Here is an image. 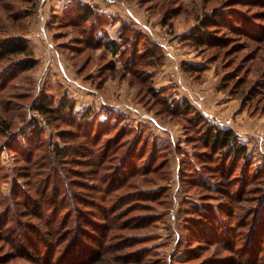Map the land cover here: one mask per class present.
Instances as JSON below:
<instances>
[{
    "label": "rangeland",
    "instance_id": "rangeland-1",
    "mask_svg": "<svg viewBox=\"0 0 264 264\" xmlns=\"http://www.w3.org/2000/svg\"><path fill=\"white\" fill-rule=\"evenodd\" d=\"M70 1L51 0L47 7L48 0H2L8 12H0L7 13L8 18L5 23L1 22L0 13V35L22 32L37 64L7 82L6 91L14 96H6V91L0 94L3 100L0 120L10 124L15 133L27 129L32 118L41 122L32 103L43 90L49 92L54 102L67 93L79 111L88 107L109 108L113 117L109 118L108 111L101 114L109 119V124L96 128L106 131L99 144L112 135L126 141L135 134L139 143L147 141L143 150L145 158L137 159L143 170L135 184L142 191L161 192V196L150 203L153 211L149 214L154 217L151 224L134 231L145 240L139 246L149 251L144 260L203 264L214 251L218 252L213 258L227 256V251L217 249V245L204 249L202 241L191 239L186 222L196 213L187 207L212 204L215 208H224L231 200L216 187L222 186L220 182L209 189L202 185V179L210 183L218 180L211 175L209 167L200 170L198 177L192 172L195 152L201 149L197 130L192 119L165 106L178 108L181 98H187L208 120L232 128L246 144L249 160L243 161L241 170H246V179L258 173L262 183L245 185L242 199L229 205L228 213L235 221L240 218L248 221L245 227L236 229L241 232V245L245 244L248 238L243 232L251 231L260 210L256 205L260 198H255L252 192L258 184L264 190V38L246 36L242 29L230 26H238L244 16L247 25L264 29V0H80L95 4L99 12L111 14L114 22L107 25L111 37L116 38L123 25L129 26L127 34L136 40L130 56L144 50L148 44H160L151 65L138 66L132 71L122 70L121 55L112 57L102 48L70 47V44H79L74 37L76 29L59 22L65 19L62 10ZM214 8L225 16L232 14L228 22L215 29L217 34L228 38V44L225 47L194 44L187 39V34L198 18ZM11 9L23 14L20 27L15 22L12 24ZM121 50L125 55L126 49ZM183 61L196 68L184 70ZM4 62L0 61V67ZM150 87L156 90V96L150 92ZM65 128L61 120L43 124L40 132L43 140L35 149L36 156L44 154L48 144L53 146L59 141V131ZM5 135L0 129V213L8 208L15 182L24 180L20 176L23 171L19 169L24 161L18 159L15 151L4 147ZM151 140L155 142L153 148L149 145ZM148 153L152 157L146 162ZM240 162L238 160L234 174L240 173ZM154 165L158 166L155 171L151 168ZM234 182L230 183L235 186L232 190L239 192L238 182ZM246 190L251 192L246 193ZM21 209L18 205V212ZM214 215L222 216L219 212ZM7 228V224L0 223V264H37L30 254L17 252L13 244L5 240L3 234L8 232Z\"/></svg>",
    "mask_w": 264,
    "mask_h": 264
},
{
    "label": "trees",
    "instance_id": "trees-1",
    "mask_svg": "<svg viewBox=\"0 0 264 264\" xmlns=\"http://www.w3.org/2000/svg\"><path fill=\"white\" fill-rule=\"evenodd\" d=\"M1 3L2 0L0 10L8 12ZM96 7L85 1L72 0L62 10L65 19H58L59 22H66L77 32L74 37L79 44H70V47L102 48L112 57L121 55L123 71L151 65L150 61L157 57L160 44H148L144 50L135 51L130 56L136 40L127 34L129 26L123 25L118 36L111 37L107 25L112 24L114 18L110 13L99 12ZM1 15V22L5 23L8 14ZM22 15L11 9L12 24L15 22L20 27ZM233 15L237 17L238 14ZM231 16L220 14L215 8L209 10L198 18L186 37L194 44L225 47L228 38L217 34L215 29L228 22ZM238 26L230 27L239 31L242 29L243 34L252 38H264V29L247 25L244 16L239 19ZM121 48L126 49V56ZM2 60L5 62L0 67V94L7 90L9 80L37 64L23 33L17 31L0 35ZM182 67L188 71L196 68L188 61H183ZM149 90L153 96L157 95L154 88L150 87ZM5 93L8 97L14 96L9 91ZM2 102L0 99V104ZM177 106L165 107L192 119L201 144V149L195 152L192 172L198 177L200 170L209 167L211 175L218 180L212 184L202 179V185L209 189L220 182L222 186L216 187L221 188L222 195L231 200L224 208H215L212 204H205L201 208L194 204L187 207L196 213L186 222L191 239L202 241L204 249L217 245V249L228 253L227 256L213 258L218 252L213 250L214 255L203 264H264V190L262 186L258 187L262 183L258 173L254 172L246 179V170H241L243 161L246 163L249 160L246 144L239 140L232 128L208 120L187 98H181ZM103 108L88 107L79 111L74 108V101L67 93L54 102L49 92L43 90L32 103V109L40 116L42 123L32 118L27 129L15 133L10 124L4 119L0 120V129L7 134L4 147L15 151L18 159L24 161L19 168L23 171L20 176L24 180L15 182L13 196L7 202L8 208L0 213V223L2 226L8 225V232L3 236L17 252L30 254L37 264H163L158 260H144L149 251L139 246L145 240L134 232L151 224L154 217L149 214V211H153L150 203L161 196L159 191L139 190L135 184L143 170L137 159L145 158L143 150L147 141L139 143L135 134L126 141L112 135L99 144L106 131L96 128L104 123L109 124V119L103 116L105 121L101 114L105 115L108 111L109 118L114 116L112 110ZM56 120L66 125L65 129L59 131L60 140L53 146L48 144L45 155L36 156L35 149L43 140L40 139L42 125ZM154 144L151 140L149 145L153 148ZM146 157L147 162L152 156L148 153ZM238 160L242 163L241 171L234 174ZM198 164L199 167L196 166ZM67 165L71 166L64 168ZM151 168L155 171L158 166ZM232 181L238 182L239 192L232 190L235 187L230 184ZM255 182H260L252 192L255 198H260L256 204L260 210L256 213L251 231L243 232L248 240L241 245V232L236 229L245 227L248 221L241 218L235 221L228 217L231 211L229 205L242 199L245 185ZM18 205L22 208L21 212H18ZM218 212L222 216L214 215Z\"/></svg>",
    "mask_w": 264,
    "mask_h": 264
},
{
    "label": "crops",
    "instance_id": "crops-1",
    "mask_svg": "<svg viewBox=\"0 0 264 264\" xmlns=\"http://www.w3.org/2000/svg\"><path fill=\"white\" fill-rule=\"evenodd\" d=\"M49 1H51V0H48V2H47L48 4H46L47 7L49 6ZM52 1H53V0H52Z\"/></svg>",
    "mask_w": 264,
    "mask_h": 264
}]
</instances>
